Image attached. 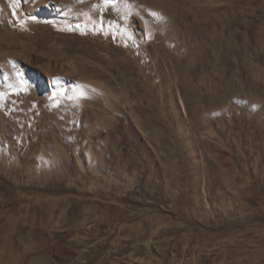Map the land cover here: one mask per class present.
I'll list each match as a JSON object with an SVG mask.
<instances>
[{
    "label": "rangeland",
    "instance_id": "1",
    "mask_svg": "<svg viewBox=\"0 0 264 264\" xmlns=\"http://www.w3.org/2000/svg\"><path fill=\"white\" fill-rule=\"evenodd\" d=\"M3 222L48 264H264V0H0Z\"/></svg>",
    "mask_w": 264,
    "mask_h": 264
},
{
    "label": "bare ground",
    "instance_id": "2",
    "mask_svg": "<svg viewBox=\"0 0 264 264\" xmlns=\"http://www.w3.org/2000/svg\"><path fill=\"white\" fill-rule=\"evenodd\" d=\"M34 76L35 75H33V77ZM23 85H29L27 79L24 80ZM36 86L37 88H42L40 84H37ZM19 87H21V85ZM30 94H32V92ZM23 228L22 224L18 225L17 223L16 225V222H3L0 225V241H2L1 247L4 250L3 253H0V264H48L46 258L42 256H37L35 258L30 257L31 252L33 251V246L31 245H24L22 253L14 251L13 244L16 243V239L21 237L26 231L30 233V230L25 231Z\"/></svg>",
    "mask_w": 264,
    "mask_h": 264
},
{
    "label": "snow or ice",
    "instance_id": "3",
    "mask_svg": "<svg viewBox=\"0 0 264 264\" xmlns=\"http://www.w3.org/2000/svg\"><path fill=\"white\" fill-rule=\"evenodd\" d=\"M81 95H83V93H81Z\"/></svg>",
    "mask_w": 264,
    "mask_h": 264
}]
</instances>
